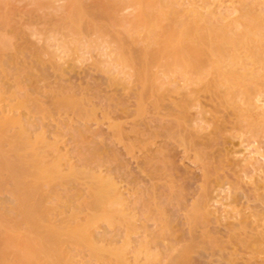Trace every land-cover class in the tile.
Wrapping results in <instances>:
<instances>
[{
    "label": "bare ground",
    "instance_id": "obj_1",
    "mask_svg": "<svg viewBox=\"0 0 264 264\" xmlns=\"http://www.w3.org/2000/svg\"><path fill=\"white\" fill-rule=\"evenodd\" d=\"M40 1L38 0L37 2L40 3ZM53 1L54 0H46V2L49 4ZM85 1L84 0H65L66 4L63 3L64 6L60 4L61 7L63 6V9H61L60 5H59L60 7L59 9L61 10L65 9L64 10L65 12L63 14V11H62V18L59 20L56 27L60 28L61 30L55 27L56 31L59 30V31H62V33L64 32L63 33L64 38L61 37V39L63 38L61 41H59L61 43L57 42V44H61V46H63L64 48H68L69 46L71 47L73 53L75 54V59L74 60L72 59L73 62L75 61L81 62L82 59L84 58L83 55L85 53L83 54V52L85 50L88 51L87 53H91L89 52L91 50L96 51V59L94 58V61L91 64L92 65L91 70L88 69L89 67L88 68L87 67L84 68V66L80 67L78 74L82 73L83 75L80 74L79 77L81 75L85 76V74L87 76V73L89 72V70L92 71V69H94L96 71H100L106 74V76L104 75V79L106 80L105 81L106 86H109V87L113 86L115 88L116 86L121 85V89H126L127 87H125L122 84V82L124 83V80L123 81L121 80L122 82H120V80L115 81L114 79L116 78V74H113L115 75V77L112 75L111 69L113 68L112 70L114 69L117 70L119 68L117 70L118 72L117 71L116 72L122 73L124 75L123 78L128 79L129 77H133L134 81L132 80L133 81L132 85L135 86V89L138 94V100L140 101V105H142L141 108L139 109H142L146 113L147 111L148 112L154 111V109L148 110L149 108H152V107L155 108L157 111L160 108L162 112L161 107L164 105L162 104L161 96L164 97L166 93L164 92H161L162 94L160 93V89L162 88V85H163V82H161V80L163 81V79L166 76H173L172 80L174 79L177 80V76H181L183 78V80L181 81H184L183 82L184 85L183 84L182 85L185 88V92L183 94L182 92L183 89L180 88L182 90L180 91L182 92L183 95H181V98H178L179 100L180 99L181 100L180 101L178 100L179 102L174 105V109L179 111V112L177 111L179 113L178 115L179 117L177 116L176 117L180 119V121H178L175 124L179 128L180 127L183 128L182 127L183 122H185V120L189 122L190 120L189 118H191L192 116L193 117L195 116V114H193L191 117L188 116L189 120L185 119L186 117L185 112L189 108L191 107L193 108V105H194L193 103L197 102V101L196 102L193 101V99H195V96L199 94L197 93L195 95V93L197 92V87H198V90H200V92L202 91L201 90L202 88L203 90L205 89L204 87L199 89V86L197 84L200 83V81H202L200 80L202 79L201 75H203L204 77L205 72L203 69L208 70L207 67L205 68H202V67H204L205 64L208 66L207 64V60L209 57L208 53L212 52V56H214L215 58L213 60V63L215 64V66L213 67V72H215L214 75L216 74V77H214V75L212 77L217 80L215 81L217 82L216 83L217 85H218V82H220V84L224 82L225 86H224V83H223V86L226 87L227 85L228 91L230 90L229 93L233 91V93L235 94L234 96L235 98L237 97V94H238V96L240 97V102H241L239 106L241 105L242 107H239V106L237 107H239L240 109L242 108V110L243 109H246L247 111L249 110L251 113L254 112V114L255 112H257L255 107L256 108L264 107V99L261 96V94L257 93L258 91L255 92V88L253 87L254 85L252 86L247 83H242V80L239 79V77L236 74L228 72L227 68H225L226 65L224 66L223 64L221 66L222 64L221 62L229 61L232 59L230 56L231 54L230 55L227 54L228 52L226 51V48L229 49L228 47L231 45L229 44V41L224 37L225 35L222 34V32L226 29V25H224L225 23L222 22L221 20L225 19L224 21H226V14H228L230 10L231 11L234 10V9L233 10L230 9L231 6L229 8V11H228V8L227 10H225L226 4L225 6L221 4L223 0L222 1L221 0H102L101 2L98 0H95L98 3L91 4L89 2L90 5ZM185 1L188 3L187 6L185 4ZM213 1H216L218 3H215ZM236 1L234 0V3L235 2L238 3L236 6L237 9H239L240 11H244V12L250 11L249 15L251 14L253 16L254 8L257 9L256 6L254 7V3H255L254 0L252 2H248V0H236ZM84 2L87 3L88 5H86ZM0 3L2 4L1 1ZM1 4H0V8H2ZM4 5L7 6V4H4ZM34 8H37V7H34ZM126 8H131L133 10L132 11L133 15H131L132 18H129L130 16H126V15L125 16L128 19L125 17H119L121 10L123 11ZM262 9L264 10V8ZM5 12L7 11L5 10ZM56 12H57V9H56ZM192 13H198V16L200 15L199 20L197 19L196 21V20L186 19L188 15L192 16L191 15ZM262 13H264V11ZM207 15L209 17L212 16V18L211 17L207 18ZM53 16L55 17V15ZM0 17L1 19H3L2 16ZM5 17H8V16H5ZM253 17H255V15ZM4 19L7 20L6 18ZM4 19L3 21L1 20L3 23L6 22ZM254 19H256V17ZM261 19H262V16H261ZM257 21L260 22L259 18ZM230 23H231V20H230ZM263 23H264V20H263ZM261 25L262 23L260 24V26ZM10 26L11 24H9V26L7 27H10ZM117 26H119V28H122L121 32L116 30L115 27ZM239 26L243 28V33L245 32V34H243V36H241L242 34L239 35L240 36L239 38H236L235 36L233 40L230 41V43H232V45L236 47H239L238 44L240 45L243 44L245 47L248 48L247 50L248 52L246 51L247 52L246 57L248 58V60L252 61V66L250 67L252 68L254 62L259 61V60L255 61V56H256L255 50L259 48V45H257V48L255 49L256 36L253 39V37L251 38L248 35L251 29H255V20H252L250 22L242 20L239 23ZM231 27H232V24H231ZM15 29L17 28L15 27ZM202 29L204 30L206 29L210 31V34H208L207 36L204 35L205 32L203 33L204 30ZM0 30L3 31L2 29ZM12 30H9V32ZM1 31H0V264H89V263L92 264L91 259H90L91 262H89V259L88 260L85 259L84 257L85 255H89V256L96 258V261H97V258L99 260V257L106 256L105 258H103L102 262L104 264H110L111 261L109 257L114 254L116 256H119L117 264H130V262L126 260V257H127L126 254L128 253L130 247L133 249L132 255H134V257L136 256L138 258L139 255L141 256L145 254L147 256L148 254H150L148 250L149 240L148 238L146 240L139 239V241L135 239L136 238L135 234L137 232V229L135 226V219L138 217H140L141 220L142 218L144 219V216L142 217L141 215V212H143L144 209L142 211L140 210L141 212H139V208L141 206L139 202H141L140 200L142 197L144 198L146 197V195H150V193L147 192L145 196H142V197L139 196L141 197L139 199V197H137L138 194L136 195L137 193L136 191L135 194H133V198H131L132 200L126 199L127 197L125 198V195H123L124 193H122L120 187L113 180V177H111L110 173L107 174L112 168L104 169L106 170L107 173H104L105 171L103 173L94 172L92 169H90L93 165L91 166V165L86 164L87 162L91 160L92 156L95 154V152L93 151L94 149L93 150L91 149L92 146L90 148L91 150H88L89 147L86 150L84 148V144L89 141L88 133L93 131V130L90 131L89 124H92L91 123L92 120H94L95 123L97 122L100 123L99 120L97 119L99 115L97 112V109L101 108L102 114L100 115L102 116V118L109 117L113 119L112 121L107 119L109 121L108 127L112 134H117V135H120L121 130L124 129L126 126H124L123 123L115 121L116 119L114 120L112 116L110 117V114H111L110 112L113 110H114L113 112H115L116 110L119 109V110H122L123 113L124 112L128 113L126 115L129 117V114L131 113V111L129 110L131 109H129L128 112L126 111L127 105L126 104H125L126 106L123 105L125 101L123 104L121 103L122 101L120 102L121 104H119V101L115 96H118L120 94L115 93L114 90L110 88L112 92L117 94L113 96L109 94L107 91H105L104 87L99 85L100 83H94L91 81L88 82L87 79H86L87 81L84 82V84L87 82L85 85H81V83L79 82L80 83L79 85L77 84L72 85L70 83H67V84L58 83L56 85H53L55 83H51L52 84L51 85L50 83H46L43 86H39L41 85L40 84L41 82H39L38 84L36 81L41 80V78H46V75H44L45 73L44 71L45 69H47V67L51 68L53 66L52 67L53 75L55 77L57 75V78H58V77H63L65 74L69 73L70 71L76 70L74 69L75 68L74 64L64 67L60 65L59 63H57L58 65L57 64L55 65L53 62L50 61L52 65H47L49 64V62L45 61L44 58L42 57L44 53L43 48L46 46V44L43 45L44 46L43 48H39V47L37 48L34 46H29L28 42H26L27 44L26 43L24 44L23 42L20 41L21 43H19L18 45L16 42V46H15L16 39L14 38H17V37H15V35L12 34V38L13 37L14 38L12 39V42H11V34L8 32L5 33V30L4 32H1ZM56 31H53V33ZM230 31L232 32L233 35L235 34L233 33L232 30ZM234 31H237V30L235 29ZM15 32H16L15 33L16 36L18 34L20 35V33L21 34L23 33L21 31L17 34V30H15ZM140 32H142V34L144 33V36L141 38L142 36L141 35L140 38H135V36L139 37L140 34L138 33ZM133 35L135 36L133 37ZM227 35L229 34L227 33ZM110 43L114 45V49L111 48L113 50H110L109 49L110 46H108L109 47L108 49L110 51H107L106 46L109 45ZM261 44L260 46H262ZM211 47H213V50L211 49ZM240 51L241 49L239 50V52ZM240 55L242 54H239V56ZM101 57H105V58L102 59ZM234 57H237V56L235 55ZM244 58H241V56L239 57V59H244ZM237 59H234V60H237ZM239 59H238V64H239ZM248 63H246L245 66ZM106 65H108V68ZM155 66H158V68L161 67L162 70L161 68H159L161 71L160 70L153 71ZM262 66H264V64ZM237 68H235V70ZM86 69L88 71H86ZM262 69L264 68L262 67ZM129 70H131V72H129ZM230 70H234V69H230ZM244 70L247 72L248 69L245 67ZM253 71L252 72L249 71V72L253 73ZM200 73L202 74L200 75ZM238 73H240V70ZM160 74L161 76L162 74L163 76L165 75V77H161ZM206 74H207V71H206ZM253 74L255 75V73ZM260 74L262 75L263 72ZM117 75L118 77L120 76L119 74ZM248 75L251 76V77L247 76L249 77V81H252L251 80L252 74H248ZM118 77L116 79H119ZM205 77L203 79L207 81L209 77H207V79ZM254 78L256 77H253V79ZM260 78L261 77H259L257 80H260ZM71 79H73V77ZM80 79H84V77L83 78L81 77ZM94 79L96 80V77L93 78V80ZM61 80H65L64 77ZM261 80H264V79L262 78ZM208 81H210L211 84L206 82V85L211 86L212 82L210 78L208 79ZM35 82L38 85L37 86L34 85L35 88H31V85L33 83L35 84ZM179 82L180 81L176 82L177 85L180 84ZM203 83L204 82H202L201 84ZM260 84H262V81ZM169 85H166L165 87H167L168 89H171L174 86L172 85L170 88ZM177 85L176 87H179V85L178 86ZM182 85H180V87ZM217 85H216V88H218ZM223 86L222 85L219 86L218 92H221L220 90L223 88ZM260 87H262V85H260ZM40 89H42V91L44 89L47 95L44 92H43L44 95L41 94L42 92L39 93ZM132 91L134 92L135 90H132ZM36 93H39V95L41 94L40 96H43V97L46 96L47 98H49V101L46 100L47 99L46 97H44L45 100L43 102L41 100V98L43 99V97H38ZM163 93H164V96H163ZM229 93L225 94L226 98H228L227 95ZM200 94L198 95L199 97H200ZM203 95H206V93L204 92V94H202L200 98H202ZM225 95L223 94V97H225ZM192 96H194L193 99H191ZM171 98L173 97L171 96ZM174 98L176 99V97ZM174 98L173 100H175ZM226 98L224 100H226ZM229 98L231 97L229 96ZM120 100H121V97H120ZM45 101H48V102L45 103ZM201 101L202 99L200 100V104L198 107L200 106L202 107L203 103H201ZM228 102L237 103L236 100L228 101ZM228 102L227 104H229ZM222 103H223V100H222ZM206 104H204V106ZM98 105H100L101 107H99ZM195 105H198V104H195ZM208 105H211V104L209 103ZM234 105L235 104L231 106L234 107ZM207 106L205 107V109L203 108L204 112L207 111L206 109ZM170 108L172 109V106H170ZM211 108L209 107V109ZM209 109L208 111H210ZM169 110L167 111L169 112ZM176 110H174L175 113H176ZM195 110L197 109L195 108ZM200 110L198 109L197 112L199 113V115H201L202 118H198V119H201L204 122H206L207 118L204 117L206 116V114L203 111L201 112ZM164 111L167 112L166 109ZM263 111H264V108H263ZM116 112L115 114L118 115ZM132 112L134 113V110ZM148 112L146 113L147 122L144 123L146 126L144 125L145 128L143 127V129H145L146 132L144 130L143 131L140 130L142 127L137 128L136 126L134 127V125L132 126L131 124H128V125H131V127H129L130 130L127 129L128 131L125 132L126 130L125 128L123 132H125L124 135L126 136L123 137L124 135H121L122 138H126L129 132H133L134 134L135 133L140 134L139 133L140 131L143 132L144 135L142 136L143 137L145 136L146 142L147 141L149 142L153 140L154 138L158 137L159 135L158 128H155L157 132L155 130L154 132L153 131L154 128L152 127L151 122H153L155 127L159 126V130L160 128L161 130H164L162 129V126H164L163 124L164 122L162 123L163 125L161 126L162 115H159L156 112V114L149 116ZM244 112L248 116V113L246 111ZM259 112L260 111L258 110L257 113ZM188 113L190 114V112ZM202 113L204 114L203 116H202ZM262 113L264 114V112H261L260 114ZM260 114H259V117L261 116L262 119H264V115H260ZM123 115L126 116L125 114ZM165 115H168V113H165ZM114 116L115 115H113V117ZM252 116H253V113L252 115L250 114V117L249 116L248 117L250 119L251 118L253 119L254 117ZM154 120H155V123H154ZM167 120L170 121L171 119L170 120L167 119ZM254 120H256V118ZM254 120L252 121L255 122ZM191 121L193 123V120ZM194 121H195L194 122L195 124L197 121V118L196 120L194 119ZM80 125H83L85 127V128L83 127L85 131L80 129ZM216 125L220 126V124H216ZM165 126L167 127L169 126L170 128L169 131L167 130L168 128L166 129L169 133L170 130H172L171 127H173L172 122L171 124H168ZM199 127H200V122H199L198 128ZM179 128H176L175 130H178ZM203 128L204 127H202L201 130ZM180 129L178 133L179 136H180V133L182 132V130L180 132ZM86 130H87V135H86ZM161 132H163L164 134L162 133L160 135L166 137L165 130ZM172 132H171V135L169 134L168 136V137H171V139L174 138V136L172 135H177L176 134L177 132H175L174 134ZM196 132L198 131L196 130ZM97 134H98V131H97ZM187 134L188 132L186 133V136L191 135V134H188V135ZM192 134L193 136H195L194 133ZM92 135L96 136L95 132ZM129 136L131 137L130 133H129ZM142 136L140 134L139 138L142 139ZM186 136L181 135L179 139H181V137L186 138ZM91 137L93 138V136ZM135 138H138V137L132 136L131 138H128L130 142L133 139L132 141L133 145L135 142H138V141H134ZM141 139H139V141ZM182 139H183V142H185L187 141L188 137L186 138V140L184 138ZM142 140H145V139L143 138ZM173 140H175V138ZM96 141L97 140L92 141V143L94 142L95 144ZM168 141H166L165 144L168 145L169 144ZM190 142L188 144L189 148L192 146V145L189 146L191 144ZM61 143L67 145V147L64 148V151H63V148L61 147ZM154 143H156L155 146L158 145V147L162 145V144L159 145L160 142L157 143L154 141ZM96 144L99 145L100 142L99 144L98 143ZM165 144L163 148H166ZM141 145H143V141H141ZM136 146H133V148ZM184 146L187 150H190L193 148L192 146V148L188 149L186 145ZM99 147L101 148V146ZM102 147L103 148L105 147V143H104V146ZM138 147H139V144H138ZM196 150H198V148ZM147 152L149 153L150 151L148 150ZM157 152H160L159 148L157 149L155 148V150H151L150 154H146L144 152L148 157L147 158L146 155L143 154L144 157L147 158L145 159V161L147 160L153 161V159L155 160L157 158V155H156ZM73 153H76V157L79 158L78 159L79 161L80 159L82 160V162L84 160L85 161L84 163L86 166H84V163H83V166H81L80 164L81 167L77 166L78 164L75 165L76 162H74V160H72L74 164L70 162L71 156L74 155ZM100 153L103 157V160H107L105 158H108V156L111 155V154L107 155L104 151H101ZM242 153H244V150ZM163 155H165V157L169 156L168 153L167 154L163 153ZM153 156L155 158H153ZM242 157L243 159H241L240 161L244 162L245 156H242ZM246 157L248 158L247 155ZM98 159H99V163L97 164V166L100 165V162H101L100 160L101 158H98ZM106 162L108 163V161ZM252 162L254 163V161ZM105 163L103 161V164ZM255 163H258V162H255ZM87 166L88 167L90 166V168H87ZM104 166L106 168L107 165L105 164ZM255 167H258V166H255ZM113 169L112 171H114ZM206 172L207 170L205 171V173ZM82 180H84L86 184V190L82 191L83 193H85L84 195L81 193L79 187L77 186L78 184H80ZM258 187H257L258 190L257 189L255 190L259 192L260 187L259 188ZM146 191L147 190H145L143 193H146ZM139 193H141V191ZM146 198H148V196ZM147 201L148 200H146V203ZM149 203L151 204V202H148V204ZM145 205L146 204L144 203L143 207L145 209L150 208V206L146 208ZM206 209L207 211L209 210L208 208ZM211 211H208V212L211 213ZM165 212L166 211L164 210V213ZM147 214L150 215L149 213ZM115 215L119 217V219L123 223L122 225H124L126 228L125 229L126 236L125 238H123L122 244L115 246V247L110 246V245L106 246L105 243L99 244L97 237H100V236H97V235L100 234L101 230L100 232H98L99 231L98 226L99 225L104 226V229L105 227L109 228L110 226H113ZM204 215L206 214L204 213ZM196 217L194 218L196 219ZM205 217H209V216L207 215ZM106 234H108V231ZM138 259H137L138 261L137 262L135 261L134 264L141 263L140 258ZM97 264H100V263L98 262Z\"/></svg>",
    "mask_w": 264,
    "mask_h": 264
},
{
    "label": "rangeland",
    "instance_id": "obj_2",
    "mask_svg": "<svg viewBox=\"0 0 264 264\" xmlns=\"http://www.w3.org/2000/svg\"><path fill=\"white\" fill-rule=\"evenodd\" d=\"M0 1L2 2V4L0 3L1 7H2V8H0V12H2V13H0V16H2L3 19L4 18L7 19V20L4 19L7 23L6 22L3 23L2 22L3 19H1V17H0V29L3 30V31H1V30L0 31L4 32V30H5V33H7V32L10 33L11 34V42H12V39L14 38V37L12 38V34H14L15 37H17L14 39H16V40L18 39L17 41L15 40V46H16V42L18 45L21 42H23L24 44L26 42H28L29 46H34L37 48L38 47L43 48L44 47L43 45L46 44V46L43 48L44 53H43L42 57L44 58L45 61L49 62V64H47V65H52L50 63V61L53 62L55 65L57 63H59L60 65H62L64 67L65 66L67 67L68 65L74 64V67H75L74 69H76V70H74L75 72L70 71L69 73L65 74L63 76L65 80H61L63 77L57 78L56 74H55L56 77L53 75V71H52L53 66L51 68L47 67V69H45V71H44L45 72L44 75H46V78L40 77L41 80L36 81L38 84H39V82H41L40 83L41 85H39V86H43L46 83H50V84L55 83L53 85H56L58 83H63V84L70 83L72 85H75V84L79 85L81 83V85H85L87 82L85 84H84V82L88 80V82L91 81L94 83H100L99 85L104 87V90L113 96L120 94L118 96H115L118 99L119 104H121V103L123 104L125 101V103L123 105H125V104L127 105L128 109L126 108V111L128 112V110L131 109V110H129V111H131V113L129 112L130 113L129 117L126 115L128 113H125V112L123 113L122 110H119V109L116 110L117 112L115 111L118 115H116L115 112H113L114 110L110 112L111 113L110 117L112 116V118H114V120L116 119L115 121L123 123L124 126H126L125 127L126 130L123 126L124 129L121 130L120 135L111 133V131L108 127V125H109L108 120L112 121L113 119H111L109 117L108 118H102V116L100 115V114H102L101 108L97 109V112L99 114L97 119L99 120L100 123L97 122L98 123V125H97V123H95L94 120H92V122H91L92 124H89L90 125V131L91 130H93V131H91V132L89 131L90 132V133H88L89 134L88 135L89 141L84 144V148L86 150L89 147L88 150L94 149L93 151L95 152V154L92 156L91 160L86 163L87 165H91V166L93 165L92 167H94V168H92V167L90 168V166L89 167L87 166V168L92 169L96 173H98V172L103 173L104 171H105L104 173H107L106 170H104V169H107V168L113 169L114 168L113 169L114 171H112V169H111L107 174L110 173L111 177H113V180L120 187L122 193H124L123 195H125V198L127 197L126 199L130 200L131 198H133V194H135L136 191H137L136 195L138 194L137 197L145 196V194H147V192L150 193V195H146V197L148 196V198L142 197L143 200L141 197H139V199L141 198V200H140L141 202H139L141 204V206L139 208V212H141L144 209L143 212H141L142 217L144 216V219L142 218L143 221L141 220L140 217L135 219V226L137 229V232L135 234V236H136L135 239L139 241V239H141V240L145 239L146 240L148 238V240H149V244H148L149 249L148 250H149L150 254L152 255V257L150 254H148L149 257H148V255L146 256V254L141 255V256L139 255L138 258H140L141 263H143V264H147V263L148 264H264V189H262V188H264V185H263L264 184V162H263L264 161V124H263L264 119H262L261 116H260L261 118L259 117V114L261 112H264L263 111L264 107L263 108H259V107L256 108L255 107L256 111L258 112V110H259L260 112L259 113L255 112V114H254V112H252L253 113L252 117H254V118L250 119L249 117H250V114L252 115V113L249 110H248L249 111V113H248V111L246 109L242 110V108L241 109L239 108L242 106L241 105L239 106V104H241V102H240V97L238 96V94H237V97L235 98L234 97L235 94L233 93V91L231 93H233L234 95L229 93L230 90L228 91L227 85H226V87H224L225 86L224 82H222V84H220V82H218V85L216 84L217 82H215V81H217V80L212 77L215 73V72H213V67L215 66V64L213 63V60L215 58H214V56H212V52L208 53V56H209L208 60H207L208 66L205 64V66L202 67V68H205V67L208 68V70L203 69L205 72L204 77L207 75L205 78L207 79V77H209L211 82H212V85L211 86L206 85V82L211 84L210 81H208L209 78L206 81L205 79H203L204 77H203V75H201L202 73H200V75L202 76V79H200V80H202V81H200V83H198L197 85L199 86V89H201L202 87H204L205 89L203 90V88H202L201 89L202 91L200 92V90H198V87L196 86L197 92L195 93V95L197 93H199V94L201 93L200 94V97H201L202 94H204V92L206 93V95H203V97L200 98L198 96L199 94H197L195 96L196 100L193 99L194 96H192L191 99H193L194 102H196V101L197 102L193 103L194 104L193 108L191 107L185 112L186 113L185 119H188V116L191 117L193 114H195V116L194 117L192 116L191 118H189L190 119V120L188 119L189 122L185 120V122H183V126L181 125L183 128L180 127L181 129L175 124L178 121H180V119L177 118V117H179L178 116L179 111L174 109V105L181 100V99L179 100L178 98H181V95H183L185 92V88L183 87L184 81H181V80H183V78L181 76H177V80L179 78L178 81H180L179 82L180 84H178L179 87H176V85H177L176 82H178V81L175 79L172 80L173 76H166L165 77V75L163 76V74H162V76H161V74H160L161 77H165L163 79V81L161 80V82H163V85H162V88L160 89V93L161 92L166 93L165 96L163 93L164 97L161 96L162 104L165 106V108H164V106H162L161 107L162 112H161L160 108L157 111L155 108L152 107V108H149L148 110L154 109V111H149L151 113H149L148 111L147 112H148L149 116L156 114V112L159 115H162L161 126L164 124V126H162V129L165 130L166 137L160 135L163 133L161 131H164V130H161V128L159 130V126L155 127L153 122H151L152 123L151 125L154 128L153 131L155 130L157 132V130L155 128H158V133L160 136L158 135V137L154 138L153 140L146 142L145 136L144 137L142 136V135H144L142 131L143 130L145 131V129H143V127L145 128V126H146L144 123L147 122V116H146L147 112L145 113L142 109H139V108H141L142 105H140V101L138 100V94H137V91L135 89V86L132 85L133 81H134L133 77H129L128 79H125V78H123L124 75L122 73H117L118 72L117 70L119 68L117 70H115V69L112 70L113 69L112 68L111 69L112 75L116 74V78L118 77L117 74L120 75L118 77L119 79L115 78L114 80L115 81L120 80V82H122L124 80V83H126V84H124L123 82H122V84L127 88L121 89V85L116 86L115 87L116 89L113 86H111V87L106 86L105 85L106 80L104 79V75L106 76L105 73H102L100 71H96L94 69H92V71H90L92 68L91 64L93 63L94 58L96 59V51H92V50L89 51L92 53L91 54V53H87L88 51L85 50L83 52V54L84 53L86 54V55L85 54L83 55L84 60L82 59L81 62H79V61L73 62V60L75 59V54L73 53L71 47L69 46L68 48H64L63 46H61V44H57V42L61 43L59 41H61L64 38V36H63L64 32L62 33V31H59L61 29L57 28L56 26H57L59 20L62 18V11H63V14L65 12L64 11L65 9L61 10V9H63V6H64L63 3H65V0H54L55 2L53 1L54 3L51 2L50 4L47 3L46 0H43V2H42V0L41 1L39 0L40 3L37 2L38 0L37 1H35V0H9V1L8 0H4V1L0 0ZM5 1H6V3H5ZM98 1L101 2L102 0H98ZM252 1L253 0H248V2H252ZM85 2H87L89 5H90V3L91 4L98 3L95 0H86ZM213 2L218 3L216 1H213ZM236 2H238V1H236ZM236 2L234 3V0H226V1L223 0L221 2V4L223 6H225V4H226L225 10H227V8H228V11H229V8L231 6L230 9H232V10L234 9L233 10L234 12L230 10L229 13L226 14V21H224L225 19L221 20L222 22L225 23V24L224 23L223 24L226 25V29L222 32V34L225 35L224 37L229 41V44L231 45V46H229V44H228L229 47L228 46L227 47L229 49L226 48V51L228 52L227 54H229V55L231 54L230 56L232 59L229 61H223V62H221L222 64L221 63L220 64H221V66L223 64H224V66L226 65L225 68H227L228 72L236 74L239 77V79L242 80V83H247V84L252 85V86L254 85L253 87L255 88V92L258 91L257 93L261 94V96L264 99V86H263L264 80H261L262 78L264 79V76H263L264 69H262V67L264 68V66H262L264 64V52H262V51H264V47H263L264 46V35H263L264 34V25H263L264 24L263 23L264 13H262L264 11L262 9V8H264L263 7L264 6V0H259V1L254 0V2H255L254 7L256 6L257 9L254 8V11H253L254 14L252 12L251 13L253 14V16L255 15L256 19H254L255 17H253L251 14H250L251 16L249 15L250 11L244 12V11H240L239 9H237L236 6L238 3H236ZM3 3L7 4V6L4 5ZM37 3H39V4H37ZM87 3H85V4L88 5ZM60 4L63 6L61 7ZM185 4H186V6L188 5V3L186 1H185ZM185 4H184V6H185ZM36 5H38V6H36ZM59 5H60L61 9H59L60 8ZM214 5H216V4H214ZM34 7H37V8H34ZM55 7H57V8H55ZM56 9H57V12H56ZM130 9L131 8H126L123 11L121 10L119 17L127 18L126 16H130L129 18H132L131 15H133V12H132L133 10L132 9L130 10ZM5 10L7 12H5ZM28 10H29V12H28ZM230 12H231V14H230ZM30 13H32L33 15ZM3 15L8 16L9 19H8V17H5ZM34 15H35V17H34ZM53 15H55V17ZM191 15L192 16L188 15L186 17V19L197 21V19L199 20V18H200L199 17L200 15L198 16V13H192ZM242 15H244V16H242ZM261 16H262V19H261ZM190 17H191V19H190ZM208 17L209 16L207 15V18ZM210 17L212 18V16H210ZM258 18H259L260 22L257 21ZM230 20H231V23H230ZM242 20L249 21V22L252 20H255V29L250 30L251 34L248 33L249 37H251V38L253 37V39L256 36L255 42L256 43L258 42V43L257 44L255 43V49L257 48V45H259V48H260V49L257 48L255 50V52H256L255 53V55H256L255 61H258V60L259 61L254 62L253 67H252L253 69L250 68L252 66V61L248 60V58L246 57V53L248 52L247 51L248 48L245 47L243 44H241V45L238 44L239 47H236V46H233L232 43H230V41H232L235 36H236V38H239L240 37L239 35L242 34L241 36H243V34H245V32L243 33V28L241 26H239V23ZM33 21H35V22H33ZM17 22H18V24H17ZM55 22H57V23H55ZM8 23L11 24V26H13L14 28L11 26L7 27V26H9ZM261 23H262V25L260 26ZM231 24H232V27H231ZM15 27L17 29H15ZM55 27L59 30L56 31ZM9 28H11V29H9ZM115 28H116V30H118L120 32L122 31V28H119V26H117ZM53 29H55V30H53ZM235 29L238 32L234 31ZM9 30H12V31L9 32ZM15 30H17V34L21 31L23 33L22 34L20 33V35L18 34L16 36ZM202 30H204V29H202ZM230 30H232L233 33H235V34L233 35ZM53 31H56V32L53 33ZM203 33H204V35L207 36L208 34H210V31L205 29L203 31ZM227 33L229 35H227ZM138 34H140L139 37L135 36V35H133V37L135 36V38H140V36L142 35L141 36V38H142L144 36V33L142 34V32H140ZM28 35H30V36H28ZM55 35H56V37H55ZM61 37H63V38L61 39ZM22 38H23V40H22ZM259 43L260 44L262 43L261 44L262 46H260ZM111 44L112 43H110L109 45L106 46L107 51L114 49V45L113 44L111 45ZM22 46H23V44H22ZM108 46H110V48ZM139 46H140V44H139ZM111 48H113V49H111ZM211 49L213 50V47H211ZM240 49H241V51L239 52ZM237 50H238V52H237ZM238 53L242 54V55H240L241 58H244V56H245V58L247 60L245 58L239 59L240 56ZM52 54H54V55H52ZM235 55L239 59V64H238L237 57H234ZM258 56H260V57H258ZM101 58L104 59L105 57H101ZM261 58H263V59H261ZM64 59H66V60H64ZM234 59H237V60H234ZM236 61H237V63H236ZM241 62L243 65L241 64ZM248 62L251 64H249ZM259 62H261V63H259ZM204 63H203V65H204ZM227 63H229V64H227ZM232 63H233V65H232ZM246 63H248V64L245 66ZM260 64H262V65H260ZM83 66H84V68L89 67L88 69H90V70L87 73V76H89V77H87L86 74H85V76H82L83 75L82 73H80L82 75L79 77V75H80V74H78L79 68L83 67ZM106 66L108 68V65H106ZM236 66L239 68H237ZM243 67L244 68L246 67L248 70L251 69V70H249L251 72L254 70L253 73H255V75L253 73L249 72L248 70L246 72ZM159 68H161V67H159ZM159 68H158V66H155L153 71H159L160 70ZM235 68H237L236 69L237 71L235 70ZM230 69H234V70H230ZM161 70H162V68H161ZM239 70H240V73H238ZM86 71H88V70L86 69ZM206 71H207V74H206ZM129 72H131V70H129ZM262 72H263V74L261 75L260 73H262ZM89 73H91L92 75ZM248 74H252V79H251L252 81H249V77H251V76H249ZM91 76L93 78L96 77V80L95 79L93 80V78ZM113 76L115 77V75H113ZM247 76H249V77H247ZM258 76L261 77L260 80H257L259 78ZM72 77L74 80L71 79ZM81 77L82 78L84 77V79H80ZM214 77H216V74L214 75ZM253 77H256V78H254L255 80L253 79ZM256 80H257V82H256ZM261 81H262V84H260ZM36 82H35V84L33 83L31 85V88H35V86L38 85V84H36ZM164 82H165V84H164ZM202 82H204L203 83L204 86H203V84H201ZM172 83H174V84H172ZM223 83H224V86H223ZM166 85H169L170 88L172 85H174L175 87L173 86L174 87V88L172 87L173 89L172 88L168 89L167 87H165ZM180 85H182V86L180 87ZM216 85L218 86V88L221 85L223 86V88L221 87L222 88L220 90L221 92H218V88H216ZM260 85H262V87H260ZM110 88L112 90H114V92L117 94L112 92V90ZM180 88L183 89V91ZM40 90H39V93L42 92L41 94H43V92L44 93L46 92L44 89H43V91H42V89H40ZM132 90H135L134 91L135 94ZM180 90L183 92V94ZM177 91H179V92H177ZM213 91H214V93H213ZM39 93H36V95L38 97H43V96H40L41 94L39 95ZM227 93H229L227 95L228 98H226V95H225ZM223 94L225 95V97H223ZM131 95H132V97H131ZM169 95H171L173 98L176 97V99L175 98L174 99L177 101L173 100V98H171V96H169ZM193 95H194V93H193ZM217 95H218V97H217ZM211 96H212V98H211ZM229 96L231 98H229ZM44 97H46V96H44ZM44 97H43V99L41 98V100L43 102L45 100ZM120 97H121V100H120ZM207 97H209V98H207ZM225 98H226V100H224ZM201 99L204 102L201 101V103H203L202 107L201 106L198 107ZM221 99L223 100V103H222ZM46 100L49 101V98H47ZM96 100H98V99H96ZM235 100L237 103L228 102V101H235ZM48 101H45V103ZM132 101H133V103H132ZM227 102L229 104H227ZM169 103H171V104H169ZM209 103L212 106L208 105ZM128 104H130V105H128ZM132 104H133V106H132ZM195 104H198V105H195ZM204 104H206V105L204 106ZM233 104H235L236 107H235V105H234V107H232L231 105H233ZM207 105L210 108L211 107L212 108L209 109V107ZM98 106L101 107L100 105H98ZM170 106H172V109L170 108ZM206 106H207V108H206L207 111L204 112L203 108L205 109ZM237 106H239V107H237ZM163 108H164V110L166 109V111L169 109L170 110H169V112L168 111L165 112L163 110ZM195 108L197 110H195ZM198 109L199 110L202 109L200 111L201 112L203 111L206 114V116H204L207 118V119L205 118L206 122H204L201 119H198V118H202L201 115H199V113L197 112ZM208 109L210 111H208ZM238 109H240L241 111ZM133 110H134V113L132 112ZM174 110H176V113L174 112ZM211 110H213V111H211ZM120 111H121V113H120ZM244 111H246L248 113L249 117L247 116V114ZM163 112H164V114H163ZM188 112H190L191 115ZM208 112L211 114H209ZM122 113L125 114L126 116H124ZM136 113L138 114V116ZM165 113H168V115H165ZM113 115H115L116 117L115 116L113 117ZM197 115L200 117H198ZM203 115L204 114L202 113V116ZM260 115H264V114L262 113ZM204 117H203V119H204ZM196 118H197V121H196L197 124L195 123L196 124L195 125L194 119L196 120ZM255 118H256V120H254ZM167 119H169V120L171 119V120L168 121ZM261 119H262V121H261ZM191 120H193V123ZM252 120H254L255 122H253ZM133 121L134 122L136 121L135 122L136 124ZM168 122H170V123H168ZM171 122H172L173 127H171L172 130H170V132L168 133L170 128H169V126L167 127L165 125L171 124ZM199 122H200V127L198 128ZM154 123H155V120H154ZM128 124H131L132 126L134 125V127L136 126L137 128L142 127L141 129L139 128L140 130H142L139 133L141 134L142 139L144 138L145 140H142L141 138H139L140 134H137V133L134 134L133 132H129L131 137L134 136V137H138L139 139H141L139 141L138 138H135L134 141H138L139 143L135 142L136 144L134 143V145H133L132 141L134 138L130 142L128 139V138H131L129 136V133L127 135L128 138L127 137L122 138L121 135H124L125 132L128 131L127 129L130 130L129 127H131V125H128ZM216 124H220V126L216 125ZM261 124H262V126H261ZM94 125H96V126H94ZM203 125H205V126H203ZM83 127H84L83 125H80L81 130H84L85 127L84 128ZM185 127L188 131L185 129ZM202 127H204L203 128L204 130L203 129L201 130ZM176 128H179L180 132L182 130V132L180 133V136L181 135L186 136L187 132H188V134H191V135L187 134L188 135V136H186V138L188 137L187 141H185L186 140L185 137H181V139H179L180 138V136L178 134L179 129L175 130ZM194 129H195V131H194ZM123 130H125V132H123ZM196 130L198 132H196ZM200 130H201V132H200ZM97 131H98V134H97ZM94 132H95L96 136L92 135ZM171 132L173 134L175 132H177L176 133L177 135H172V136H174L175 140H173L174 138L171 139V137H168L169 134L171 135ZM208 132H210V133H208ZM183 133H185V134H183ZM192 133H194L195 136H193ZM86 135H87V130H86ZM197 135H199V136H197ZM91 136H93V138ZM125 136L126 135H124L123 137H125ZM182 138L185 139L184 140L185 142H183ZM136 139H138V140H136ZM90 140H91V142H90ZM95 140H97V141L99 140V141L98 142L96 141L95 144H94V142L92 143V141H95ZM141 141H143V145H141ZM154 141L157 143L160 142L159 145L160 144H162V145H160V147H158V145L155 146L156 143H154ZM166 141H168V143H169L168 145L165 144ZM99 142H100V144H99ZM103 142L105 143L104 148L102 147V146H104ZM189 142L191 143L189 146H191V145L193 146V148H192V146L190 147L192 149H190L188 147ZM96 143H98L99 145H97ZM90 144H92V145H90ZM138 144H139V147H138ZM144 144H146V145H144ZM164 144H165L167 149L163 148ZM183 144L186 145V147L190 150H187ZM132 145L133 146L137 145V146L133 148ZM91 146H92V148H91ZM99 146H101V148ZM151 146H153V147H151ZM61 147L63 148V151H64V148H66L67 145L61 143ZM140 147H141V149H140ZM155 148L156 149L159 148L161 153L160 152L156 153L157 158L155 160L153 159V161H150V160L145 161V159L148 158L146 154H150L151 150H155ZM197 148H198V150H196ZM147 149L150 151L149 153L147 152L148 151ZM164 150H166L167 152ZM243 150H244V153H242ZM101 151H104L107 155L111 154L110 156H108V158H105L107 160H103V157L100 153ZM109 151H110V153H109ZM158 153L160 154V156ZM163 153L164 154L168 153L169 156L165 157V155H163ZM73 154H72L73 156H71L70 162H72V160H74V162H76L75 165L78 164L77 166H80V164H81V166H83V163L85 161L83 160V162H82L81 159L79 161L78 160L79 158L76 157V153H73ZM143 154L146 155L147 158H145ZM156 155H155V157H156ZM161 155H163L165 158ZM246 155L248 156V158L246 157ZM242 156H245L244 162L240 161L241 159H243ZM72 157H74V158H72ZM97 157L101 158L100 159L101 160V162H100L101 166L100 165L97 166V164L99 163V159ZM116 157H118V158H116ZM155 157L153 156V158H155ZM257 157L259 160L257 159ZM167 158H168V160H167ZM162 159H163V161H162ZM103 161H104V163L106 161H108V163L110 162L109 164L107 162L105 163L107 165L106 168L104 166L105 164H103ZM252 161H254V163ZM255 162H258V163H255ZM169 163H171L172 165ZM84 166H86L85 163H84ZM255 166H258V167H255ZM100 168L101 169L103 168V169L101 170ZM208 169H209V171H208ZM206 170H207V172L205 173ZM260 177H262V178H260ZM142 183H143V185H142ZM258 183H260V184H258ZM256 185H258V186L261 185V186H259L260 187L259 188ZM77 186L79 187L81 193L84 195L85 193H83L82 191L86 190L85 181L82 180L80 182V184H78ZM80 187L81 188L83 187V188L81 189ZM257 187L259 188V192L255 190V189H257ZM145 190H147L146 193H143ZM140 191H141V193H139ZM165 193H166V195H165ZM155 195H157V196H155ZM159 196H160V198H159ZM145 198H146V200H148L147 203H146ZM161 200H162V202H161ZM148 202H151V204L150 203L148 204ZM144 203L146 204L145 205L146 208H148V206H150L149 209H151V210L145 209L143 207ZM198 203L200 206L198 205ZM196 204L199 207H197ZM206 208L209 209L208 211H211V209H212L211 213L208 212ZM164 210L166 211L165 213H164ZM205 211H207V212H205ZM147 213H149L150 215H148ZM204 213L206 215H204ZM207 215L209 217H205ZM194 217H196V219ZM122 224L123 223L121 222L119 217L115 215L113 226H110L109 228L105 227V229H104V226L99 225L98 226L99 227L98 232H100V230H101V232L99 235H97V236H100V237H97L98 243L99 244L105 243L106 246L110 245L113 247L121 245L123 238H125V236H126V234H125L126 228ZM104 230L105 231L107 230L108 234H106L107 231L105 232ZM102 233H103V235H102ZM146 235H148V236H146ZM132 250L133 249L130 247V249H129L130 252L128 251V253L126 254V256H127L126 260L128 262H130V264H134L135 261L137 262L139 260L136 256L135 257L138 260L134 257V255H132ZM153 254H154V256H153ZM84 257L87 260L89 259V262L92 261L91 262L92 264H97L98 262L100 264H104L102 262V260L106 256L99 257V260L97 258L98 262L96 261V258H94L92 256L85 255ZM118 257L119 256H116L115 254L111 255L109 257V259L111 261L110 264H117ZM90 259H91V261H90ZM93 261H94V263H93Z\"/></svg>",
    "mask_w": 264,
    "mask_h": 264
}]
</instances>
